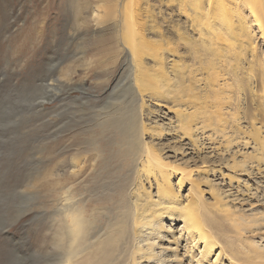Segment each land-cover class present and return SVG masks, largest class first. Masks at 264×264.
I'll list each match as a JSON object with an SVG mask.
<instances>
[{
  "label": "rangeland",
  "instance_id": "1",
  "mask_svg": "<svg viewBox=\"0 0 264 264\" xmlns=\"http://www.w3.org/2000/svg\"><path fill=\"white\" fill-rule=\"evenodd\" d=\"M122 3L123 0H0V264H46L48 233L52 222L58 219L54 202L63 191L59 187L63 184L65 160L80 148L92 152L93 147L87 148V143L94 138H99L100 146L105 149L104 157L110 154L104 138L112 134L100 132L101 113L113 111L112 100L128 97L126 83L132 76L125 62L113 60V52L107 49L113 41L110 35L113 20L107 17L104 23L107 31L100 37L96 18L105 11L119 9ZM138 3L140 8L150 7L158 26L188 27L176 2L138 0ZM253 34L257 50L247 59L254 68L253 77L247 76L245 63L240 69H233L229 58H233L232 52L221 59L219 69L197 72L200 79L216 76L207 86L202 82L193 85L194 92L207 101V108L201 109L197 121L199 128L206 127L205 131L194 135L200 147L182 134L169 110L173 105L165 99L144 95L142 120L147 127L156 126L161 131L160 137L146 134L145 141L166 161L191 170V177L201 183L202 198L211 210L209 217L211 221L216 220L212 223L213 231L220 233L221 226L217 223L226 216L220 211L230 209L242 219H257L261 227L253 232L236 231L243 239L248 238L254 246L262 248L264 91L256 79L264 70V45L257 31ZM177 54L170 60L188 61L186 64L192 69L199 66L184 46L179 45ZM118 82L114 96L108 99L110 90ZM238 84L242 87L241 93ZM184 85L190 86L189 80ZM252 91L256 93L254 98ZM253 113L255 121H252ZM228 140L233 143L226 149ZM245 142L249 143L247 148L243 146ZM250 155L256 158L248 160ZM236 163H243L253 174L246 177L241 168L232 169ZM205 165L213 168L206 176L200 170ZM254 167H259V171ZM67 168L76 170L72 164ZM231 174L237 176L241 186L245 183L250 186L251 195L235 181L229 184L226 176ZM205 181L217 188L222 197H228L221 210H216L209 188L202 185ZM143 183L148 188L146 181ZM172 184L177 193L174 177ZM188 189V185L183 186L179 195L185 198ZM149 190L155 199L154 187ZM165 224L169 229L166 232H173L177 238L181 223ZM167 239L170 238L158 244L164 254L156 250L163 260H169L168 250L175 248ZM183 245L184 242L178 254L183 264H188Z\"/></svg>",
  "mask_w": 264,
  "mask_h": 264
},
{
  "label": "bare ground",
  "instance_id": "2",
  "mask_svg": "<svg viewBox=\"0 0 264 264\" xmlns=\"http://www.w3.org/2000/svg\"><path fill=\"white\" fill-rule=\"evenodd\" d=\"M166 2H176L179 14L187 21L186 29L175 25L169 29L158 26L150 7L140 8L138 0H123L119 9L105 11L96 18L100 37L107 31L104 25L107 17L113 20L110 34L113 41L107 49L113 52V60L125 62L132 80L126 83L128 97L112 100L113 111L100 112L103 116L100 132L107 136L112 134L104 138L109 156L104 157L105 149L100 146L99 138H94L87 143V148L93 147L92 152L80 148L64 161L63 184L59 187L63 191L54 202L58 219L52 222L48 233L46 264H183L178 254L182 242L188 264H264V247L257 248L236 231L253 232L261 227L257 219H242L230 209L222 211L228 197H222L217 188L205 181L202 185L209 188L216 210L226 215L220 224L217 223L221 226L220 233L214 232L212 223L216 220L211 221L209 217L211 210L202 198L201 183L191 177V170L166 161L145 141L146 134L160 137L161 131L156 126L147 127L142 120L144 95L150 99H165L173 105L169 110L182 134L200 147L194 135L197 131H205L206 127L199 128L197 121L201 109L207 108V101L206 97L194 92L193 85L202 82L207 86L216 76L200 79L197 72L219 69L221 59L232 52L233 58H229L233 69L238 70L245 63L247 76H254V68L247 59L257 50L253 32L257 31L264 45V0ZM179 45L186 48L198 67L192 69L186 64L188 61L179 58L170 60L178 56ZM186 80L190 86L184 85ZM119 82L109 89L108 99L114 96ZM256 84L264 91V70ZM238 91L242 92L240 84ZM254 97L256 93L252 91ZM253 114L252 121H255L256 114ZM232 143L228 140L225 148L229 149ZM248 145L247 142L243 144L246 148ZM252 158L256 157L248 156V160ZM116 159L118 161L114 162ZM71 164L76 170L67 168ZM237 168H241L246 177L252 173L243 163L233 164L232 169ZM200 170L206 176L213 168L205 165ZM254 170L259 171V167ZM231 175L226 176L229 184L235 181L238 187L251 193L250 186L246 183L241 186L237 176ZM172 177L176 180L177 193ZM186 185L189 186L188 194L183 198L179 193ZM151 186L155 189V199L149 190ZM166 222L181 223L177 238L173 232H166L169 230ZM167 237L170 239L166 242L175 248L168 250L169 260H163L156 250L164 254L158 244L165 242ZM245 241V245H236Z\"/></svg>",
  "mask_w": 264,
  "mask_h": 264
}]
</instances>
